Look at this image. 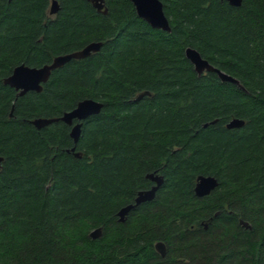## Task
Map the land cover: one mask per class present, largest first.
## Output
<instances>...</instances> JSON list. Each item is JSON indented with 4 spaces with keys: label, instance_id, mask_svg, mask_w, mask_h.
<instances>
[{
    "label": "trees",
    "instance_id": "trees-1",
    "mask_svg": "<svg viewBox=\"0 0 264 264\" xmlns=\"http://www.w3.org/2000/svg\"><path fill=\"white\" fill-rule=\"evenodd\" d=\"M56 1L50 15L51 0H0V264H264V0H160L170 32L129 0H105L106 14ZM90 42L99 51L54 69L40 92L15 98L2 84L18 64ZM188 46L243 89L198 75ZM85 98L103 106L82 121L75 157L71 126L31 121ZM233 118L244 124L227 128ZM154 171V199L119 223ZM198 175L218 181L207 196L194 194Z\"/></svg>",
    "mask_w": 264,
    "mask_h": 264
},
{
    "label": "water",
    "instance_id": "water-1",
    "mask_svg": "<svg viewBox=\"0 0 264 264\" xmlns=\"http://www.w3.org/2000/svg\"><path fill=\"white\" fill-rule=\"evenodd\" d=\"M93 7L98 11L106 14L107 8L105 6V0H89ZM137 16L147 22L152 28L160 29L166 32L171 31L169 25V20L165 16L163 11V5L160 0H129ZM229 4L238 6L241 4V0H226ZM59 9L58 2L56 0H51L49 7V14L54 15ZM101 42H90L79 50H75L68 53L59 54L53 57L50 63H46L39 67H30L24 64H18L11 69V72L2 79V84L13 88L15 93V98L24 95L28 91L40 92L42 90V84L47 82L51 72L64 65L71 59H81L89 56L91 53L99 51L101 47ZM184 55L192 64L194 71L201 75L205 72H214L218 76L221 82H231L237 85L239 88L243 89L239 80L235 77L225 73L221 69L212 65L207 59L203 58L200 53L192 47H186L184 49ZM148 91H143L135 97L134 100H140L144 95H148ZM103 106V103L91 98H85L77 102L76 106L70 111L64 112L60 117H37L34 118L31 123L36 128L44 127L52 122L62 121L65 124L71 126L69 135L73 140L74 146L67 151L73 152L75 157H81L80 152H76L75 145L79 139L82 127V121L91 115L98 114ZM76 123L73 124V121ZM213 120L211 123H214ZM244 124V121L239 118L231 119L227 124V128H239ZM207 124H204L206 126ZM146 178L155 182V184L145 190H140L133 203H130L122 207L119 212V219L124 220V216L135 206L142 202L150 201L154 198L157 189L163 183V176L157 174L156 172H151L146 174ZM218 185V181L213 176H203L198 175L196 177V182L193 188L194 194L198 197H203L209 195ZM245 228H250L248 222L240 220L239 221ZM102 228L97 227L89 232V236L92 239L101 237ZM155 249L160 252L161 255L165 253L164 243L158 241L155 243Z\"/></svg>",
    "mask_w": 264,
    "mask_h": 264
},
{
    "label": "flooded vegetation",
    "instance_id": "flooded-vegetation-1",
    "mask_svg": "<svg viewBox=\"0 0 264 264\" xmlns=\"http://www.w3.org/2000/svg\"><path fill=\"white\" fill-rule=\"evenodd\" d=\"M154 172H156L157 174H159V175H161V173H159V172H157V171H154ZM148 174V173H147ZM163 176V175H162ZM148 179V178H147ZM149 181L151 182L150 183V185H149V187L148 188H145V189H149V188H151L154 184H155V182L154 181H152V180H150L149 179ZM195 182H196V180H195ZM195 185V184H194ZM194 188V187H193ZM145 189H142V190H145ZM159 189V188H158ZM157 189V190H158ZM140 191V190H139ZM138 192V191H137ZM157 192V191H156ZM156 194V193H155ZM136 195H137V193H136ZM136 195H135V197H136ZM135 197H134V199H135ZM155 197V196H154ZM134 199H133V201L131 202V203H133L134 202ZM154 199V198H153ZM152 199V200H153ZM151 201V200H150ZM145 202H149V201H145ZM145 202H142V203H145ZM142 203H140V204H142ZM128 204H130V203H128ZM128 204H126V205H128ZM126 205H124V206H126ZM124 206H122V207H124ZM122 207H120L118 210H117V213H116V215H117V221L119 222V223H125V221L127 220V218H128V215H129V213L131 212V210H133L134 208H132L125 216H124V220H120L119 219V215H118V212H119V210L122 208ZM202 224H203V228L204 229H207V223H204V222H202ZM103 232V231H102ZM160 241V240H159ZM156 242H158V241H156ZM155 242V243H156ZM161 242H163V241H161ZM155 243H154V250H155V252L161 257V258H164L165 256H166V254H167V246H166V244L164 243V247H165V253H164V255H161L160 254V252H158L156 249H155ZM187 264H194V263H187ZM199 264H205V263H199Z\"/></svg>",
    "mask_w": 264,
    "mask_h": 264
}]
</instances>
